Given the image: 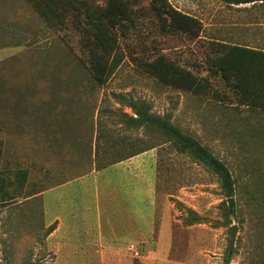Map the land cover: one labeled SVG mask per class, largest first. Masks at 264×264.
Wrapping results in <instances>:
<instances>
[{
	"label": "rangeland",
	"instance_id": "374dc122",
	"mask_svg": "<svg viewBox=\"0 0 264 264\" xmlns=\"http://www.w3.org/2000/svg\"><path fill=\"white\" fill-rule=\"evenodd\" d=\"M169 1L202 21L201 35L161 31L150 0H129L135 24L120 38L127 54L142 59L162 52L205 74L208 37L264 47V6ZM59 34L27 0H0V39L7 43L0 46V264L55 261L39 247L41 211L26 197L145 148L146 184L154 175V229L131 264H264V114L164 84L128 56L98 84L80 60L78 32H69L68 43ZM130 101L166 116L227 167L235 204L230 224L236 226L229 261L223 258L225 197L216 174L176 150L157 128L128 122L122 112L135 115ZM19 168L27 172L21 185ZM118 174L111 168L85 177L88 186L93 180L99 185L103 218L123 212L114 189ZM149 211L146 205V221Z\"/></svg>",
	"mask_w": 264,
	"mask_h": 264
},
{
	"label": "trees",
	"instance_id": "16d2710c",
	"mask_svg": "<svg viewBox=\"0 0 264 264\" xmlns=\"http://www.w3.org/2000/svg\"><path fill=\"white\" fill-rule=\"evenodd\" d=\"M46 23L59 31L60 37L68 43L71 30L78 32L83 51L80 60L86 63L91 77L98 83H105L120 63L129 57L132 63L158 81L174 88L214 99L220 103H234L233 107H245L264 114V47L225 40L219 37L207 38L205 52V74L176 63L166 54L159 52L140 59L127 54L120 38L125 37L129 26L135 24V17L128 6L129 0H27ZM229 5L251 4L264 6V0H219ZM157 19V25L164 32H184L197 38L203 31L202 21L195 15L175 7L169 0H150ZM7 44L0 39V46ZM211 77L219 79L229 92L214 85ZM133 115L122 112L126 120L135 125L146 124L157 128L169 137L176 150L189 154L206 163L216 174L224 194L221 203L222 214L228 225V242L224 253L227 262L234 252L236 226L230 224L235 213L233 181L227 167L202 146L196 139L184 135L166 116L148 112L141 104L130 101ZM147 148L132 152L112 161L96 165L103 168L113 162L131 156ZM19 185L26 179L25 169H17ZM49 226L48 229H51Z\"/></svg>",
	"mask_w": 264,
	"mask_h": 264
},
{
	"label": "crops",
	"instance_id": "0c3cea01",
	"mask_svg": "<svg viewBox=\"0 0 264 264\" xmlns=\"http://www.w3.org/2000/svg\"><path fill=\"white\" fill-rule=\"evenodd\" d=\"M148 151L100 169L93 167L26 197L31 205L38 204L41 211L39 226L45 232L39 247L55 260L52 264H131V258L142 257L144 244L152 238L154 229V175L146 184L141 163V156ZM111 168L119 170L114 189L123 212L116 210L103 218L99 185L93 180L88 186L85 177ZM146 205L150 209L148 221ZM25 225L36 226L34 222ZM49 226L52 228L48 229ZM129 244L136 245L139 256L133 255Z\"/></svg>",
	"mask_w": 264,
	"mask_h": 264
},
{
	"label": "built area",
	"instance_id": "2783aa9c",
	"mask_svg": "<svg viewBox=\"0 0 264 264\" xmlns=\"http://www.w3.org/2000/svg\"><path fill=\"white\" fill-rule=\"evenodd\" d=\"M128 249L131 250V251L133 252V255H134V256H139V255H140V254H139V251H138V249H137V247H136V245H134V244H129V245H128Z\"/></svg>",
	"mask_w": 264,
	"mask_h": 264
}]
</instances>
